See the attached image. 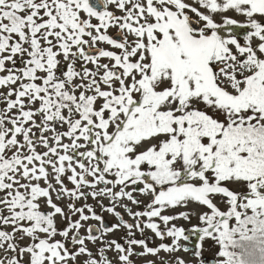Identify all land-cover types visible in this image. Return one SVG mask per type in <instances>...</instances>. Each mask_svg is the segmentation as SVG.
<instances>
[{"label": "snow or ice", "instance_id": "snow-or-ice-1", "mask_svg": "<svg viewBox=\"0 0 264 264\" xmlns=\"http://www.w3.org/2000/svg\"><path fill=\"white\" fill-rule=\"evenodd\" d=\"M0 264H264V0H0Z\"/></svg>", "mask_w": 264, "mask_h": 264}, {"label": "water", "instance_id": "water-1", "mask_svg": "<svg viewBox=\"0 0 264 264\" xmlns=\"http://www.w3.org/2000/svg\"><path fill=\"white\" fill-rule=\"evenodd\" d=\"M90 3L95 5L97 3V0H90Z\"/></svg>", "mask_w": 264, "mask_h": 264}, {"label": "rangeland", "instance_id": "rangeland-1", "mask_svg": "<svg viewBox=\"0 0 264 264\" xmlns=\"http://www.w3.org/2000/svg\"><path fill=\"white\" fill-rule=\"evenodd\" d=\"M126 218H127V217H126ZM205 255H206V256H209V254H208V253H206ZM209 258H211V257L209 256Z\"/></svg>", "mask_w": 264, "mask_h": 264}]
</instances>
